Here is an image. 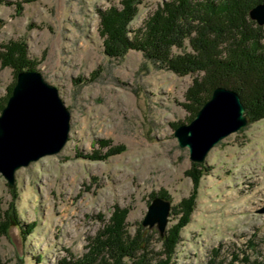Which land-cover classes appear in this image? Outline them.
I'll return each instance as SVG.
<instances>
[{
    "label": "rangeland",
    "instance_id": "374dc122",
    "mask_svg": "<svg viewBox=\"0 0 264 264\" xmlns=\"http://www.w3.org/2000/svg\"><path fill=\"white\" fill-rule=\"evenodd\" d=\"M136 1L130 36L167 0ZM122 2L0 0V52L21 43L71 113L69 139L59 152L18 168L13 187L0 172V264H77L92 253L95 236L117 207L127 208L132 235L143 228L149 242L141 253L150 257L164 251L163 239L183 208L170 264H244L245 255L264 261V115L247 117L205 160H192L175 130L195 118L212 87L207 81L206 91H198L199 70L179 74L142 50L108 56L101 11ZM173 50L192 48L187 41ZM19 72L0 58V114ZM118 145L125 148L88 156ZM162 193L172 204L164 236L157 225L142 223ZM18 223L31 232L23 236Z\"/></svg>",
    "mask_w": 264,
    "mask_h": 264
},
{
    "label": "trees",
    "instance_id": "16d2710c",
    "mask_svg": "<svg viewBox=\"0 0 264 264\" xmlns=\"http://www.w3.org/2000/svg\"><path fill=\"white\" fill-rule=\"evenodd\" d=\"M136 2L123 0L121 8L110 6L101 11V34L105 37L104 51L108 56H123L130 49H136L142 50L160 67L179 74L199 70L203 75L202 81L195 83L198 91H206L203 85L207 81L212 90L218 86L228 87L239 93L247 107V117L264 115V25H259L249 15L251 8L264 0H167L148 17L143 28L130 36L128 24L136 15ZM187 41L191 51L174 52L173 47L185 48ZM16 44L6 45L0 58L21 71L34 70L26 48L21 43ZM124 148V145L110 146L103 154L88 156L101 158ZM161 196L168 198L166 193ZM182 203L184 207L186 201ZM180 211L182 216L187 213L183 208ZM126 214L127 208H116L109 223L95 236L92 253L78 259L77 264H94L96 257L106 252L109 257H105L102 264H127L132 258H139L137 264H170L177 233L185 223L182 216L175 229H170L164 237V251L158 253V257H150L141 253L147 251L149 238L144 236L141 227L134 235L129 232ZM30 228V225H19L23 236L31 232ZM162 254L165 256L161 257ZM238 259L236 255L234 260ZM242 261L264 264L263 260H252L248 255Z\"/></svg>",
    "mask_w": 264,
    "mask_h": 264
},
{
    "label": "water",
    "instance_id": "95a60500",
    "mask_svg": "<svg viewBox=\"0 0 264 264\" xmlns=\"http://www.w3.org/2000/svg\"><path fill=\"white\" fill-rule=\"evenodd\" d=\"M249 15L259 25H264V2L252 7ZM246 111L238 92L218 86L195 118L176 128L175 135L182 147H189L191 159L201 162L220 140L248 123ZM70 128L71 113L59 89L39 71L19 72L13 92L0 114V172L10 186L15 184L18 168L59 152L69 139ZM171 205L169 199L154 197L143 225H157L164 236ZM260 212H264V206Z\"/></svg>",
    "mask_w": 264,
    "mask_h": 264
}]
</instances>
